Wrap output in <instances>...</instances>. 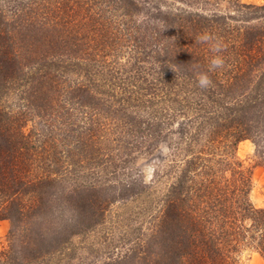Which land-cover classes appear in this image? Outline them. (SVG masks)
<instances>
[{"label":"trees","instance_id":"trees-1","mask_svg":"<svg viewBox=\"0 0 264 264\" xmlns=\"http://www.w3.org/2000/svg\"><path fill=\"white\" fill-rule=\"evenodd\" d=\"M12 10L0 7V220L10 224L0 264H49L65 245L57 225L110 203L94 197L95 183H67L84 157L113 174L115 162L123 171L128 158L160 143L169 155L150 187L159 200L139 264H238L246 248L264 257V211L250 204L249 172L236 156L242 141L264 144V3L28 0ZM206 35L225 61L212 72ZM126 54L157 64L144 71L145 85L119 66ZM201 72L212 81L207 89L196 84ZM19 92L16 109L2 106ZM62 113L83 116L65 123V150L59 137L26 129L36 117L60 131ZM102 117L107 127L115 117L131 125L116 127L115 139L130 154L102 149ZM135 177L118 180L120 190L133 193Z\"/></svg>","mask_w":264,"mask_h":264},{"label":"rangeland","instance_id":"rangeland-1","mask_svg":"<svg viewBox=\"0 0 264 264\" xmlns=\"http://www.w3.org/2000/svg\"><path fill=\"white\" fill-rule=\"evenodd\" d=\"M243 1L256 5L264 3V0ZM26 2H28V0H0V7L5 10V12L7 11L10 13L13 7ZM137 21H139V19ZM128 56L129 55L126 54L124 58L118 61V64H120L119 66H122L124 69L126 67V69L130 70V77L143 81L142 84L145 85V81H148V79H146L144 71H148V67L153 68L157 66V64L145 63L143 65H137L133 60H127ZM115 67H117V65ZM136 67H143L141 70L142 74L134 72L135 70L131 71L132 68ZM64 79L65 81H70L71 85H75L77 81L79 82L78 77L74 74H66L64 75ZM20 94V92L17 93L16 98L10 96L8 98L9 101L6 99L3 100L2 106L7 108L10 104L13 105V109H16V106L20 105L18 103ZM101 98L104 99L107 97L101 96ZM113 105L115 108H120L116 104ZM62 115L63 118L61 120L62 125H60V131L55 132L54 129L47 128L49 126V120L47 122V119L42 120L36 117L30 118L31 120L27 124L26 129L31 130L35 127L37 131L43 129L42 131H45V134L48 133L49 136L59 137L61 140L60 144L62 145L61 150H65L69 142V131L65 129V127L67 128L65 123H68L70 127L69 120L76 121L83 116L79 113H76V116L73 117H69L66 113H62ZM109 118L111 119V117ZM110 119L108 121H110ZM101 120V122H103V130L98 133L97 138L102 141V149L113 154L118 153V151L121 152L120 150H123L122 154H130V145H127L124 149V147L120 145L122 142L118 144L115 139L118 137L116 135L120 130L116 127H123L124 129L127 127L130 129L131 125L127 124L125 127V125H123L124 122H120L121 119L115 117V119L112 118L110 121V127H107V125H104L107 118L102 117ZM177 122L179 121L173 124L175 125L174 129H176ZM81 131L82 129L78 128L75 134H80ZM65 137H67V139L64 141ZM126 139H130V136ZM262 143V137H254L242 141L237 146L236 156L242 164V167L249 172L251 183L248 199L250 204L254 209L264 211V144ZM141 149L143 150L140 151L145 150L144 147ZM136 153L137 152H134L132 155ZM168 155L169 150L166 144L160 143L150 152L139 153L134 161H130L129 158H126L127 163L123 165V167H125L123 171L115 169V162L114 166L108 168V171H112L113 174L108 173L106 175H104L101 170L89 168V164H91L89 157L87 158L86 156L82 161H79L76 167V174L69 175L66 178L67 183L71 185L82 183V181L95 183L94 185L99 188L96 190L97 192L95 191L96 194L94 197L96 195L98 196L97 193H100V199L104 198V200H106L108 198L106 202L110 203H107L103 209L102 206L94 209H99L100 216L94 214L96 211L94 212V210H92L91 212V210L88 209L89 211H87V213L81 212L82 216L79 218L69 215L67 222L59 225L56 224V233H62L60 238L65 240V245L60 253L54 254L49 259V264H139V260L144 257V251L147 249L145 245L148 242L149 229L153 221L151 217L154 216L153 208L159 200L158 196L155 195L150 187L155 184L153 179L155 171L164 165ZM134 173L136 174L134 192L130 193L129 191L123 192L120 190L121 184L117 183L118 180L119 182L125 180L128 174ZM111 177H115V179H111ZM111 183H115L113 191H110V189L104 186V184L108 186V184ZM161 184L157 185L158 192H160L163 188L162 186H164V183L163 185ZM9 231V222L7 220H0V249H4L7 246ZM138 248L141 251H137L136 253L135 250ZM238 264H264V257L256 250L246 248L240 253Z\"/></svg>","mask_w":264,"mask_h":264},{"label":"clouds","instance_id":"clouds-1","mask_svg":"<svg viewBox=\"0 0 264 264\" xmlns=\"http://www.w3.org/2000/svg\"><path fill=\"white\" fill-rule=\"evenodd\" d=\"M202 40L205 42H209L211 45V51L213 53H216V55H214L209 61L208 72L223 68L225 61L222 56L219 55V53L221 52V45L217 42H214V38L211 36L206 35L202 37ZM196 84L201 89H207L211 86L212 81L207 72H201L197 74Z\"/></svg>","mask_w":264,"mask_h":264}]
</instances>
